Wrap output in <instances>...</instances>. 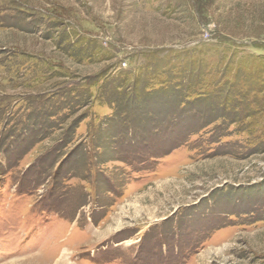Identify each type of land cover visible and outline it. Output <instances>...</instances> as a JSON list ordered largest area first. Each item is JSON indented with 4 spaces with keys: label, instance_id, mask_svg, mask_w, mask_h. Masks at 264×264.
Returning a JSON list of instances; mask_svg holds the SVG:
<instances>
[{
    "label": "rangeland",
    "instance_id": "obj_1",
    "mask_svg": "<svg viewBox=\"0 0 264 264\" xmlns=\"http://www.w3.org/2000/svg\"><path fill=\"white\" fill-rule=\"evenodd\" d=\"M0 264H264V0H0Z\"/></svg>",
    "mask_w": 264,
    "mask_h": 264
},
{
    "label": "trees",
    "instance_id": "obj_2",
    "mask_svg": "<svg viewBox=\"0 0 264 264\" xmlns=\"http://www.w3.org/2000/svg\"><path fill=\"white\" fill-rule=\"evenodd\" d=\"M167 62H166V64H165V66H163V67H166L168 64H170V63H172V59L170 60V58L169 59H167L166 60ZM183 62V61H182ZM186 66V70L184 71V72H182V74L184 73V75H185V72H186V74L189 76V82H188V84L186 85V87H185V90H190L191 88H193L194 87V85L196 84V83H199L200 82V79H199V77L200 76H202V75H205L206 73H204L203 72V70L200 72V70L198 71V69H202L203 67L205 68H207V64H205V65H203L202 67H199V66H197V62L195 61V62H192V63H189V61L185 64ZM175 67L176 66H171L170 68H169V70H167L166 72H165V74L166 75H169V78H170V81H168V83H167V85L169 84L170 86H168L167 87V91H166V93H168V92H172L176 87H178L179 85H181V84H177V83H175L173 80H174V78L175 77H177V76H175L174 77V75H177V74H179V73H181V72H177V71H174V69H175ZM150 68H153V67H151V65L150 66H147L146 67V70H148V69H150ZM156 68H158V67H156ZM188 69H190V70H188ZM153 74H159V69H155L154 71H153ZM139 81H141V80H139ZM170 82V83H169ZM139 83V82H138ZM162 83H166V82H162ZM182 86V85H181ZM193 91H195V90H193ZM135 92V94H133V93H130V94H127V96H128V98H127V103L125 104V105H123L122 107H128V106H133L132 104V100H136V99H138V97H141L142 95L139 93V92H137V91H134ZM142 93H144V92H142ZM145 94V93H144ZM146 95H148V93H146ZM145 95V96H146ZM144 96H142L141 98H143ZM181 97H183V95L182 94H176V93H174L173 95H168V94H166V99H167V101H169V105H171L172 107L173 106H177V104H179L182 100V98ZM147 98L149 99V97L147 96ZM144 99L146 100V98L144 97ZM128 109V108H127ZM131 109V108H130ZM126 111V110H125ZM178 113L177 112H174V111H172L171 113H170V117H171V119H172V121H171V123H170V126H171V128H172V130L171 131H173L174 130V133H176V131L177 130H175L176 129V127H177V125L178 124H181V122L182 121H178ZM173 127H175V128H173Z\"/></svg>",
    "mask_w": 264,
    "mask_h": 264
},
{
    "label": "crops",
    "instance_id": "obj_3",
    "mask_svg": "<svg viewBox=\"0 0 264 264\" xmlns=\"http://www.w3.org/2000/svg\"><path fill=\"white\" fill-rule=\"evenodd\" d=\"M168 163L165 166L166 168L161 171V176H159L158 178H161L160 180H167L170 179L169 177H173L175 172L177 171V168L180 166H182L183 164H185L186 162L184 161V159H177V158H172L170 160H167ZM132 205H138V203H132ZM139 207V206H137ZM125 206L121 205L119 208V212L121 213L119 216H121L122 214H125ZM117 218V215L115 216ZM120 227V226H118Z\"/></svg>",
    "mask_w": 264,
    "mask_h": 264
}]
</instances>
